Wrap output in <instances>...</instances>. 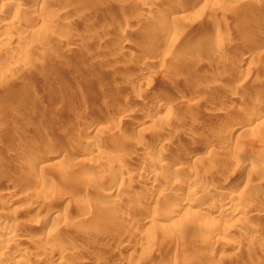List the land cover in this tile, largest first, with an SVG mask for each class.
Listing matches in <instances>:
<instances>
[{
	"label": "rangeland",
	"instance_id": "1",
	"mask_svg": "<svg viewBox=\"0 0 264 264\" xmlns=\"http://www.w3.org/2000/svg\"><path fill=\"white\" fill-rule=\"evenodd\" d=\"M199 3H206L203 10L192 8ZM14 5L16 9L0 20L24 21L21 29L31 35L32 45L15 40L0 24V212L8 221L23 220L26 227L52 204L67 203L66 219L49 225H62L56 244L64 241L73 250H62L59 244L36 245L33 240L46 238L48 228L28 231L27 254L12 261L57 264L63 257L68 264H264V153H259L264 148V123L247 134L232 131L235 123L236 128L254 124L256 112L264 111L262 97L241 109L235 97L243 95L247 102L264 88V0H15ZM64 16L70 22L62 27ZM243 31L252 34L240 41ZM40 40L49 45L36 46ZM124 41L127 45L120 48ZM15 48L22 56L1 63ZM244 53H249L246 58ZM6 81L16 90L2 92ZM136 104L147 108L126 117L123 108ZM156 107H162L160 113L148 117ZM86 117L99 133L89 129ZM171 122L174 130L167 131ZM80 136L89 140L84 147L71 143ZM63 140L67 144L59 149ZM134 142L164 143L161 151L145 158L151 168L167 155L176 157L175 164L164 169L190 166L193 173L182 176V187L190 186L194 175L217 184L226 180V190L262 214L240 213L229 232H204L205 215L210 213L205 207L191 216L173 213L162 200L155 203L154 212L136 211L149 200L152 183L145 170L139 175L141 162L128 154L137 155ZM97 146L109 147L113 154L108 161H119L121 169L109 171L102 161L106 158L93 150ZM97 165L103 166L94 169ZM42 180L50 184L40 186ZM159 181L162 186L164 180ZM111 182H122V187L103 207L97 198ZM260 182L263 185L257 186ZM115 204L127 221L119 222L122 228L101 219ZM86 211L91 212L84 215ZM65 221L75 224L68 223L69 228ZM248 226L253 237L238 246L240 232Z\"/></svg>",
	"mask_w": 264,
	"mask_h": 264
},
{
	"label": "bare ground",
	"instance_id": "2",
	"mask_svg": "<svg viewBox=\"0 0 264 264\" xmlns=\"http://www.w3.org/2000/svg\"><path fill=\"white\" fill-rule=\"evenodd\" d=\"M7 1V3L6 4H3L4 2L3 1H1V2H3V3H1L0 4V16L2 15V14H4V13H7L8 11H11L14 7H15V0H6ZM162 2H163V0H162ZM196 3V2H195ZM161 4V3H160ZM200 5H196V6H193L192 8H195V10H203L204 8H205V4H201V3H199ZM18 5V4H17ZM16 5V6H17ZM160 6V5H159ZM161 7V6H160ZM14 9H16V8H14ZM161 9V8H160ZM193 10V9H192ZM16 12V11H15ZM159 13V12H158ZM100 14V12L99 11H96L95 10V13L93 14L94 15V17H98V15ZM152 14V13H151ZM150 15V14H149ZM155 15V14H154ZM152 18H154L155 16H153V15H150ZM20 17V16H19ZM30 17V18H29ZM29 19H31L33 16L32 15H29ZM69 17V16H68ZM176 17V16H175ZM179 17V16H178ZM28 18H27V20H28ZM70 18V17H69ZM69 18H67V16H64L62 19H61V23H62V27H63V25H68L69 24V22H70V19ZM174 18V17H173ZM1 19L2 20H0V24H3V25H5L6 26V31L8 32V33H10V35H14V38H15V40H19V41H24V43L26 42V41H29V44H31L32 45V41L30 40L31 38H30V36L31 35H28L27 34V32L24 30V32H23V30L21 29L22 28V24H23V22L21 23V20H19L17 17H12V18H2L1 17ZM33 19V18H32ZM31 19V20H32ZM96 19V18H95ZM174 19H176V18H174ZM26 20V21H27ZM33 20H35V18L33 19ZM75 20V19H74ZM146 20V19H145ZM177 20V19H176ZM55 21V20H54ZM177 21H179V20H177ZM30 22V21H29ZM29 22H27L28 24H29ZM211 22V21H210ZM26 23V22H25ZM90 24V23H89ZM27 25V24H26ZM171 25V24H170ZM29 26V25H28ZM27 27V26H26ZM168 27H169V25H168ZM206 27V26H205ZM55 28V27H54ZM58 28V27H57ZM178 28V27H177ZM60 29V28H59ZM168 29V28H167ZM232 29V28H231ZM236 29V28H235ZM244 29V28H243ZM206 30H208V29H206ZM169 31H171L172 33H176V28H171V30L169 29ZM6 32V33H7ZM250 32V31H249ZM48 33V32H47ZM170 33V32H169ZM179 33V32H178ZM239 33V32H238ZM248 33V32H247ZM247 33H245L244 31L240 34V36H239V34H238V36L239 37H237L240 41H242V40H248L249 38H250V34H252V31H251V33L250 34H247ZM254 33V32H253ZM236 34V32L234 33V34H232L233 35V37H234V35ZM49 35V34H48ZM254 37V36H253ZM252 37V38H253ZM3 38V37H2ZM228 38V37H227ZM230 38V37H229ZM252 38H251V40H252ZM0 39H1V36H0ZM42 39V38H41ZM226 39V38H225ZM232 40H233V38H232ZM235 40H237V39H234L233 41H235ZM239 40H237V41H235L234 43H236V42H238ZM44 41V40H43ZM43 41H39L38 43H37V45L36 46H43L44 47V45H46L48 42H46V44L43 42ZM231 41V40H230ZM21 42H19V44L21 43ZM229 42V41H228ZM23 43V42H22ZM55 43V42H54ZM243 43V42H242ZM55 44H57V43H55ZM125 44H126V42L124 41V42H121L120 43V48H124V46H125ZM239 44H241V43H239ZM49 44H47L46 46H48ZM68 45V44H67ZM119 45V44H118ZM127 45V44H126ZM214 45V44H213ZM234 45V44H233ZM238 45V44H237ZM256 45V44H255ZM34 46V45H33ZM45 46V47H46ZM56 46V45H55ZM54 46V47H55ZM262 46V45H261ZM50 47H52V45H50L49 46V48ZM54 47H52V48H54ZM57 47V46H56ZM68 47H70V46H68ZM210 47V46H209ZM260 47V46H259ZM258 47V48H259ZM213 48V47H212ZM211 48V49H212ZM217 48V47H216ZM237 48V47H236ZM250 48V47H249ZM255 48H256V50H257V47L255 46ZM255 48H254V51H255ZM262 48V47H261ZM261 48L258 50L259 52L261 51V52H263V50H264V48H262L263 50H261ZM208 49V48H207ZM240 49V48H239ZM216 50V52L218 51V49H215ZM214 50V51H215ZM31 51V50H30ZM257 51V54L259 53ZM234 52V51H233ZM241 52H244V51H241ZM22 54H23V51H21L20 49H18V48H15V49H13V55L11 56V57H8L7 59L5 58V60L4 61H2L1 63H5V64H9L12 60H13V57H16V58H18V57H20V56H22ZM245 54V53H244ZM249 54V53H248ZM248 54H245V55H242V56H244L243 58H246L247 56H248ZM254 54V53H253ZM255 54H256V52H255ZM30 55V54H29ZM227 55V54H226ZM234 55H235V53H234ZM251 59L253 58V60L255 59H257V58H255V56L254 55H252L251 54ZM236 57V56H235ZM241 57V56H240ZM239 57V58H240ZM250 57V56H249ZM257 57V56H256ZM2 55H0V61L2 60ZM225 57H223V59H221V60H225L224 59ZM238 58V57H237ZM207 59V58H206ZM205 59V60H206ZM228 59V58H227ZM226 59V60H227ZM204 60V61H205ZM208 60V59H207ZM219 60V59H218ZM256 63V62H255ZM3 65V64H2ZM253 68V67H252ZM71 71V70H70ZM70 71H69V73H70ZM155 72H156V70H155ZM249 72V71H248ZM247 72V73H248ZM68 73V72H67ZM68 73V74H69ZM72 73V72H71ZM69 74V75H73V73L72 74ZM246 73V74H247ZM264 74V73H263ZM67 75V74H66ZM63 76H65V75H63ZM243 76V75H242ZM70 77V76H69ZM72 77V76H71ZM68 78V76H66V79ZM242 78V77H241ZM11 80V79H10ZM10 83H12V82H7L6 81V83L4 84V87L2 88L3 90H2V92H10L14 87L11 85H9ZM19 83H21V82H19ZM22 84V83H21ZM132 85H136V84H133L132 83ZM16 86L18 87L19 85H17L16 84ZM134 87V86H133ZM209 87H210V85H209ZM226 87V86H225ZM24 88V87H23ZM15 90H16V88H14ZM13 89V90H14ZM132 89V88H131ZM137 89V88H136ZM139 89V88H138ZM226 89V88H225ZM12 90V91H13ZM135 91H137V90H135ZM236 91V90H235ZM138 92V91H137ZM140 94V93H139ZM199 95V94H198ZM137 96V95H136ZM141 96V95H140ZM236 97V100H237V102H238V104L240 105H238L239 106V109H241V107H242V105L245 107V106H247V107H249L248 106V104L250 103V102H255V101H258V99L260 98L261 99V97L262 98H264V88H261V89H259V91H258V93L256 94V95H253V96H249L248 98V100H249V102H248V100H246L247 102H245L244 101V96L243 95H237V96H235ZM247 97H245V99H246ZM136 100V99H135ZM248 103V104H247ZM144 104V103H143ZM130 105V104H129ZM159 106H160V104H159ZM254 106V105H253ZM147 107H142V106H139L138 104H136V105H134V106H132V107H128V108H123V111L122 112H124V114L126 115V117H128V115L129 114H131L132 112H135L136 110H138V111H140V110H144V109H146ZM161 108L162 107H156V108H154L152 111H151V113H149V114H147V116L148 117H150L151 115H155V114H158V113H160V111H161ZM170 108V107H169ZM168 109V108H167ZM166 109V110H167ZM168 111L170 112V110L168 109ZM20 113V112H19ZM167 114V113H166ZM15 115V114H14ZM91 116V115H90ZM168 116V115H167ZM18 117H19V115H18ZM166 117V116H165ZM173 117V116H172ZM252 117V116H251ZM253 117H255V119H253L254 121V124H252V125H250V126H248V127H246V126H242V127H238V128H236L235 126H236V123H235V128L233 127V129H232V131H234V129H235V131H238L239 133L240 132H242L241 134H244V132H246V134H247V132L249 133V131L251 132L252 131V129L258 124V125H261V124H263L264 123V111H257L256 112V115L255 116H253ZM146 118V117H145ZM19 119V118H18ZM163 119H164V117H163ZM167 119V118H166ZM165 119V120H166ZM235 119H237V117L235 116L234 117V121H236ZM243 119V118H242ZM148 120V119H147ZM160 122L162 121L161 120V117H160ZM165 120L162 122L163 124L164 123H166L165 122ZM167 121H170V119H167ZM172 121V120H171ZM233 121V122H234ZM251 121V120H250ZM104 122V121H103ZM173 122V121H172ZM172 122L170 123V124H168L167 126H166V129H167V131H168V129L170 128V130H172V128H173V130H174V126H173V124H172ZM249 123V122H248ZM85 124L89 127V129H95V131L96 132H98L100 129H98L97 130V128H96V126L94 125V123H92V120H91V118H88V117H86V121H85ZM96 124V123H95ZM174 124H176V123H174ZM166 125V124H165ZM164 125V126H165ZM231 125V124H230ZM163 126V125H162ZM240 126H241V124H240ZM256 128V127H255ZM166 129H164L163 128V130L165 131ZM261 130V129H260ZM83 131H87V130H83ZM194 131V130H193ZM95 132V133H96ZM100 132V131H99ZM98 132V133H99ZM163 132V131H162ZM170 132V131H169ZM173 132V131H172ZM196 132V131H195ZM86 133V132H85ZM182 133V132H181ZM191 133V132H190ZM163 134V133H162ZM101 135V134H100ZM191 135V134H190ZM76 136V135H75ZM87 136V135H86ZM195 136H196V134H195ZM194 136V137H195ZM208 136V135H207ZM88 137V136H87ZM87 137H74L73 139H72V142L71 143H73V142H77V144L76 145H80L81 147H84V146H86L87 144V142L89 141L88 140V138ZM162 137V136H161ZM212 139V138H211ZM159 140V139H158ZM64 142H61V145L59 146V149L61 148V149H64V147L66 146V141L65 140H63ZM184 141V140H183ZM130 142V141H129ZM146 142V141H145ZM145 142H139V143H137V142H134V143H136V144H134V143H132V148L135 150V153H137V155H134V153L131 151L132 149H128L129 151H131L132 152V154H130V153H128L129 154V156H131L132 158L131 159H138L140 162H141V164H139L140 165V167H137V171L139 172V175L141 174L142 175V171H144L145 170V172H144V176L146 177V178H148L149 180H151V185L152 186H150V188L148 187V189H147V197H148V201H146L145 200V202H141L142 204H140V205H138V209L136 210V211H138V212H143V211H149V212H154V210H155V208H156V205L158 204V203H160L162 200L163 201H166L164 204H166V205H169V207L170 208H172V211H173V213L174 212H183L184 214H186V215H191V216H196V215H198V214H200L201 213V211H200V208H203V210H204V207L208 210V213L209 214H206L205 215V213H203V215H205V219L204 220H206V221H204V224H203V230H204V232L205 231H208V230H213L214 232H224V231H227L228 230V232H229V230H231L233 227H234V225H235V222L236 221H239V219H240V217L239 218H236V220H234L235 219V217L237 216V215H239L240 213H246V214H251V216L252 217H256V216H260L261 214H262V212H260L261 210H259V209H256V208H253L250 204L249 205H247V204H242L241 202H239V199H240V197L238 196V195H234L233 193H231L230 191H228V190H226L225 189V187L228 185V181H221L220 183H218L217 184V181L215 180V181H213V180H211V178L210 179H208V178H206V177H202V176H199V175H194V176H192V178L190 179L191 181V183H190V186H183L182 187V183L181 182H183V180L181 181V179H182V176L185 174V173H188V174H190V173H193L192 172V170L191 169H189L188 167H190V166H185V165H182V166H179V167H176V168H174L173 170H167L168 168H170V167H172V165H174L175 163V161L173 162V159H175L174 158V156H172V155H167L168 157H163L162 159H159L158 161H157V163H158V167L157 168H151L150 167V165L147 163V161L145 160V158L147 157V155H151L152 153L151 152H157V150L158 151H161L162 149H163V147H165V146H163V144H161V143H158V142H155L154 144H151L150 145V143H145ZM211 142V141H210ZM124 143V142H123ZM52 144V143H51ZM70 144V143H69ZM128 145H129V143H127ZM84 145V146H83ZM69 146V145H68ZM186 146H188V145H186ZM34 147H32V149H33ZM93 148H95V147H93ZM57 149V147L56 148H54V151ZM157 149V150H156ZM68 150V149H67ZM93 150H95L97 153H99L101 156H103V157H105L106 158V160H102L103 161V163H104V165L106 164L107 165V167L110 169L109 171H111L112 170V168L113 167H119V169H121V167H120V162L119 161H117V162H114V161H108L110 158H109V154L110 153H112V152H110L111 150H109V147H106V146H97V148H95V149H93ZM185 150V149H184ZM213 150H214V148H213ZM213 150H209L210 152L211 151H213ZM257 150H259V149H257ZM33 151V150H32ZM54 151H50V152H54ZM84 151H86V150H84ZM88 151V150H87ZM183 151V150H182ZM194 151V150H193ZM127 152V151H126ZM196 152V151H195ZM205 152V151H204ZM209 152V153H210ZM258 152V151H257ZM56 153V152H55ZM124 154H125V152H123ZM122 153V154H123ZM172 153V152H171ZM259 153H264V148H262V149H260L259 150ZM113 154V153H112ZM168 154V153H167ZM236 154V153H235ZM109 155V156H108ZM240 155V154H239ZM108 156V157H107ZM126 156V155H125ZM207 156V155H206ZM232 156V155H231ZM235 156H237V154L235 155ZM242 156V155H241ZM234 157V156H233ZM238 157V156H237ZM240 157V156H239ZM241 158V157H240ZM233 159H235V158H233ZM122 160V159H121ZM236 161H239V159L237 158V159H235ZM109 162H112V163H109ZM201 162V161H200ZM125 163V162H124ZM256 163V162H255ZM100 164H101V161H100ZM249 164H251L250 162H249ZM138 165V166H139ZM181 165V164H180ZM96 166V165H95ZM98 166V165H97ZM103 165H99L98 167H94V169H97V168H100V167H102ZM122 166V165H121ZM132 166V165H131ZM156 166V165H155ZM164 167L166 168L167 167V169H164ZM128 168V167H127ZM114 169V168H113ZM136 168H133V171H136L135 170ZM91 170V169H90ZM132 170V169H131ZM124 171V170H123ZM122 171V172H123ZM112 172H114V170L112 171ZM138 172H134V173H138ZM133 173V174H134ZM196 173V172H195ZM79 174V173H78ZM127 174H131V173H127ZM187 174V175H188ZM84 175V174H83ZM110 175V174H109ZM117 175V174H116ZM136 175V174H135ZM128 176V175H127ZM206 176V175H205ZM81 177V176H80ZM92 177V176H91ZM139 177H141V176H139ZM111 178V177H110ZM164 180V184L162 185V186H160V185H158V183H157V181H159V180ZM184 179V178H183ZM248 179H249V177H248ZM99 180V179H98ZM104 180V179H103ZM161 180V181H162ZM106 181V180H105ZM117 181V180H116ZM120 181V180H119ZM122 181V180H121ZM161 181H159V182H161ZM262 182H264V180L262 181ZM262 182H260L259 184H257V186H260V185H263L262 184ZM40 183H42V184H40V186H42V185H45V186H48L50 183L48 182V180H42V182H40ZM105 183H107V181L105 182ZM125 183V182H124ZM233 183V182H232ZM161 184V183H160ZM107 185H109V183L107 184ZM124 185V184H123ZM148 185H149V183H148ZM122 187V182H111L110 183V185L109 186H107L106 188H104V189H102V191H101V194L99 193V197L97 198V202L99 203V204H101V205H103V207H104V205H105V203H106V205L109 203V201L111 200V199H116V198H114V196L118 193V191L120 190V188ZM132 187V186H131ZM92 190V189H91ZM1 192H2V190H1ZM199 192H204V194H202L201 196H199L198 195V193ZM256 192H258V191H256ZM3 193V192H2ZM1 193V194H2ZM8 193H10V191L8 192ZM8 193H7V195H8ZM6 193H4V195H5ZM6 195V196H7ZM25 195V194H24ZM240 195V194H239ZM260 195V194H259ZM27 196V195H26ZM127 196V195H126ZM242 196V195H241ZM257 197H258V195H257ZM262 196H260V198H261ZM264 197V196H263ZM242 199V198H241ZM117 200H118V198H117ZM116 200V201H117ZM35 201V200H34ZM119 201V200H118ZM162 201V202H163ZM3 202V201H2ZM55 203V202H54ZM56 203H57V200H56ZM60 203V202H59ZM110 203H111V201H110ZM116 203V202H115ZM155 203H157V204H155ZM247 203V202H246ZM126 204V203H125ZM66 205L68 206V204L66 203ZM65 204H64V206L65 207H62V206H60V205H56V204H52L51 205V207L49 208V210H48V212L45 214V215H43V216H41L40 218H37L36 217V219L34 218V219H32V221H30L29 223H28V225L25 227L24 226V222H23V220H21V219H19V218H14V219H9L8 218V215L6 216L8 219H9V221L5 218V215L3 214V211H2V214H1V212H0V224L1 223H4L5 225L4 226H0V262L2 263V264H15L12 260H14L16 257H18V256H20V255H22V254H27L26 252H28L27 251V245L30 243V241H31V239H29V237H27V234H28V231H30V232H32L33 234L35 233V232H37V231H40L41 229H46V228H48V236H46V238H40V239H38V240H33V241H35L36 242V245L38 244V245H41L40 247H50V246H53V244H55V245H58V246H60V248L63 250H65V249H68L69 248V250L70 251H72L73 250V248H71L70 247V245L69 244H67V243H64V241H62V242H57L58 244H56V241H57V238H58V236H59V234H60V232H61V230H62V228H60V226H62V225H60L59 224V222H58V224L60 225V226H58L56 223L55 224H50L49 225V223H50V221L51 220H57V219H60L61 220V218H62V220H65L66 219V217H67V215H68V207L66 206ZM117 204H115V205H113L114 207L116 206ZM119 205V204H118ZM117 205V206H118ZM196 205L197 206H199V207H196ZM73 206V205H72ZM113 206L112 207H110V208H112L113 209ZM116 206V207H117ZM133 206V205H132ZM114 208L113 210H111L110 208V210H109V213H107V214H103V216H101V219H103V221H108L110 224H112V226L113 225H119V222L122 220V221H126V218L124 219V218H122V216L121 215H119L120 214V207H118V208ZM168 207V206H167ZM255 207V206H254ZM72 208V207H71ZM88 208V207H87ZM102 208V207H101ZM66 209H67V211H66ZM70 209V208H69ZM71 210V209H70ZM69 210V211H70ZM126 210H127V207H126ZM125 210V211H126ZM171 210V209H170ZM136 211H135V213H136ZM171 211V212H172ZM66 212H67V215H66ZM90 212L91 211H86V213H84V215H89L90 214ZM99 213V212H98ZM121 213H123V210H122V212ZM6 214V213H5ZM125 215H126V213H125ZM121 216V217H120ZM250 216V217H251ZM39 217V216H38ZM151 217H153V216H151ZM150 217V218H151ZM82 218V217H81ZM68 219V218H67ZM154 219V218H153ZM193 219V218H192ZM151 220H152V218H151ZM52 221V222H53ZM102 221V222H103ZM61 222V221H60ZM65 222H67V225L66 226H68L69 225V228H71L70 227V224H68V223H71V221L70 222H68V221H65ZM107 222V224H109ZM127 222V221H126ZM125 222V223H126ZM62 223V222H61ZM73 223V225L75 224L74 222H72ZM71 223V224H72ZM80 223V222H79ZM105 222H103V224H104ZM194 223V222H193ZM192 223V224H193ZM198 223V222H197ZM197 223H195V224H197ZM202 223V222H201ZM240 223V222H239ZM63 224V223H62ZM109 224V225H110ZM129 224V223H128ZM244 224V223H243ZM64 225H65V223H64ZM63 225V226H64ZM82 225V224H81ZM201 225V224H200ZM49 226V227H48ZM102 226H104V225H102ZM101 226V227H102ZM106 226H108V225H106ZM120 226V228H122L121 227V225H119ZM109 227V226H108ZM117 227V226H116ZM124 227H125V225H124ZM249 228H246V229H244V230H241V238H242V240H238V242L236 243L238 246L239 245H241L243 242V240H245V239H249V238H252L253 237V233H252V228H250V226H248ZM22 230V233H21V231H19L20 229ZM110 228V227H109ZM80 229V228H79ZM98 229H100L99 227H98ZM102 229L104 230V227H102ZM110 229H112V228H110ZM236 229V228H235ZM72 230V229H71ZM106 230V229H105ZM109 230V229H108ZM19 231V232H18ZM101 231V230H100ZM110 232H111V230H110ZM204 232H203V234H204ZM78 233V232H77ZM98 233V232H97ZM103 233V232H102ZM108 233V232H107ZM101 234V233H100ZM135 234V233H134ZM29 235V234H28ZM81 235V234H80ZM136 235V234H135ZM32 236V235H31ZM100 236H102V235H100ZM131 236V235H130ZM33 237V236H32ZM99 237V236H98ZM118 237V236H117ZM134 237H136V236H134ZM116 238V237H115ZM119 238V237H118ZM144 238V237H143ZM146 239V238H145ZM133 240V239H132ZM144 240V239H143ZM147 240V239H146ZM145 240V241H146ZM33 241H32V243L31 244H35V243H33ZM78 241V240H77ZM142 242H144V241H142ZM141 242V243H142ZM148 242V241H147ZM149 242H150V240H149ZM74 243V242H73ZM146 243V242H145ZM246 243V242H245ZM155 244V243H154ZM82 245V244H81ZM103 245V244H102ZM124 246V245H123ZM63 247V248H62ZM56 249V248H55ZM79 248H77V250H78ZM57 250V249H56ZM55 250V251H56ZM76 250V251H77ZM48 252L49 251H47V254H48ZM53 252V251H52ZM66 252V251H65ZM75 252V251H74ZM103 252V251H102ZM63 253V252H62ZM67 253V252H66ZM71 253V252H70ZM64 255V254H63ZM66 255V254H65ZM28 256V255H27ZM35 259V258H34ZM66 260V259H65ZM64 260V258L63 257H61L60 259H58L57 260V264H68V262L67 261H65ZM19 263V262H18ZM42 263V262H41ZM41 263H34V264H41ZM27 264H30V263H27Z\"/></svg>",
	"mask_w": 264,
	"mask_h": 264
}]
</instances>
